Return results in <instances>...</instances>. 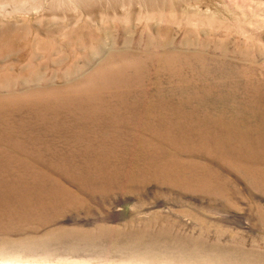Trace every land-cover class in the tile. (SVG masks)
<instances>
[{"label": "rangeland", "instance_id": "obj_1", "mask_svg": "<svg viewBox=\"0 0 264 264\" xmlns=\"http://www.w3.org/2000/svg\"><path fill=\"white\" fill-rule=\"evenodd\" d=\"M0 264H264V0H0Z\"/></svg>", "mask_w": 264, "mask_h": 264}]
</instances>
